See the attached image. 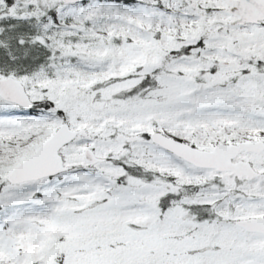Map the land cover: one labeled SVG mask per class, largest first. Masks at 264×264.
Returning a JSON list of instances; mask_svg holds the SVG:
<instances>
[{
	"label": "snow or ice",
	"instance_id": "6c2138e0",
	"mask_svg": "<svg viewBox=\"0 0 264 264\" xmlns=\"http://www.w3.org/2000/svg\"><path fill=\"white\" fill-rule=\"evenodd\" d=\"M0 264H264V0H0Z\"/></svg>",
	"mask_w": 264,
	"mask_h": 264
}]
</instances>
